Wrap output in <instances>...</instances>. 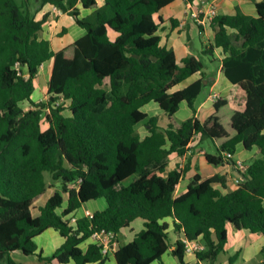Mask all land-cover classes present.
Masks as SVG:
<instances>
[{"label": "trees", "instance_id": "obj_1", "mask_svg": "<svg viewBox=\"0 0 264 264\" xmlns=\"http://www.w3.org/2000/svg\"><path fill=\"white\" fill-rule=\"evenodd\" d=\"M173 1L104 0L99 6L98 0H0V264H20L11 256L17 251L51 264H108L102 245L83 251L81 244L103 230L117 240L137 219L144 228L119 245L117 264H166L168 252L179 264H190L188 242L203 246L195 264H218L229 225L264 236V0L256 5L257 17L238 10L212 20L209 50L226 54L223 71L244 92L245 106L234 111L219 98L204 123L195 116L174 119L184 101L196 114L195 101L209 84L202 59L187 57L180 65L175 52L161 45L155 15ZM46 5L72 17L86 34L55 52L40 38L48 15L36 20ZM82 9L91 14L83 17ZM48 61V98L32 102L35 79ZM198 72L202 79L172 92ZM25 102L32 108L25 110ZM152 102L168 116L166 129L142 110ZM140 124L149 130L145 138ZM195 136L215 147L216 154H206L214 166H236L240 147L257 149L235 190L222 191L226 176L196 175L187 192L175 195L189 166L167 172L169 157L184 156ZM48 174L61 188L36 208L51 188ZM99 199L106 200L105 210L75 224L67 218ZM171 227L181 236L175 242ZM50 229L65 242L44 257L35 240Z\"/></svg>", "mask_w": 264, "mask_h": 264}, {"label": "crops", "instance_id": "obj_2", "mask_svg": "<svg viewBox=\"0 0 264 264\" xmlns=\"http://www.w3.org/2000/svg\"><path fill=\"white\" fill-rule=\"evenodd\" d=\"M260 1L261 0H195L194 3H190L187 0H174L171 4L162 8L155 15V20L159 24L158 35L161 37V45L168 49H172L175 52L178 64L182 65V61L185 58L191 56L202 60L205 56H207L208 59V62H206L205 59L203 61L206 64L204 72L206 81L209 84V92H207L205 88L195 101V108L197 110L196 114L193 113L186 101L182 102L180 104L179 111L174 116L175 120L176 118L180 120V122L177 121L178 123L188 120L193 116H195L201 123L206 122L214 114V95H218L219 98H226L228 100L229 107L234 111L239 110H236L231 106V98L239 99V104L243 107V109L245 106L244 92L238 85L230 82L223 71L222 61L226 57V54L221 48H214L213 51L209 50L211 48V45L214 44L215 38V30L212 27V21H209L206 25H200L193 19V13L199 9H207L211 6H214L217 11V16L234 15L239 10L245 15L257 17L258 13L256 5ZM98 4L99 6H102L104 4V0H98ZM89 14H91V11L82 9L83 17H86ZM45 15H48V22L40 32V38L48 40L55 52L72 46L77 40H79L86 34L85 30L80 28L72 17L62 13L54 6H44L42 10L36 14V20H41ZM69 35H71V44L65 46L62 40ZM111 36L112 38L116 37L114 33H111ZM52 68V61H48L42 65L39 74L42 70L45 72L46 79L44 80V83L47 84V87L44 86L43 90H40V96L37 100L33 99L32 95V102L38 103L40 101H45L48 98V83L52 74ZM200 79H202V73L198 72L176 86L172 90V92L183 90ZM35 89L37 90L36 79ZM23 104H26L28 106L27 108H25V110H29L30 108H32V104L30 102H25ZM142 110L150 117H157L159 127L163 129H166L168 127L169 118L158 104L152 102L143 107ZM66 114L69 115V111H66ZM137 130L142 138H145L149 135V130L144 124H140L137 127ZM204 142L205 140H202L201 136H195L190 143L188 152L184 156H178L174 153L169 157L167 172L172 171L176 168L185 169L187 166H189V171L182 179V181L186 179L188 180L187 187L184 190H181V181L177 187L175 194L176 196H180L187 192L191 180L196 175H200L202 177V180H206L217 174L226 176L227 189L222 190L224 193L235 190L237 188V185L239 184L238 181L242 179L241 176L237 173V169L235 168V166L231 164L214 166L208 163L206 154L212 153H210L205 148ZM256 154V148L251 151H246L240 147L237 155L235 156V160H242L247 164L256 156ZM52 188L53 187H51L50 189L53 190ZM57 190L58 189L52 191V195ZM52 195L48 196L46 200H43V196L38 202H36L34 206L36 208L44 206ZM66 206L67 205L65 204L63 209H65ZM107 206L108 204L105 199L94 201L92 200L84 203L79 210L70 214L69 216H67V218L69 219L75 217L77 219H81L86 217L87 211L93 214L95 212L105 210ZM63 209H61L60 212H62ZM34 215H39L37 209L34 210ZM144 222L145 221L143 219H137L128 228H125L120 232V234L123 232L124 238L126 239L127 243L133 241L136 235L144 228ZM169 222L171 223V220H169ZM137 228L141 230L137 232ZM172 229L173 228L171 227V238L173 242H175L176 240L181 238V236L173 234ZM232 230L233 232H235L234 234L237 235L236 241H240V239L244 236L248 238L247 244L250 247L248 250L249 254H252V251L255 252L259 249L262 252L264 248L263 235L253 234L247 230L239 231L235 229L233 225H229V242ZM245 232H247L249 235H244ZM119 236L115 244L110 245V251L107 254L108 264H117L115 260V252L118 250L119 245H123L120 242ZM35 241L38 246V253L42 252L44 257H50L63 245L65 239L60 235L58 231L50 229L37 237ZM229 242L227 244V247L229 245ZM198 243L201 245L200 242ZM91 244H96V241L93 237L83 242L80 247L83 251H87L88 247ZM241 251L242 249L237 251V253H241ZM165 255L170 256L169 252ZM11 256L17 263L20 264H51L46 261L40 260L37 256H27L20 251L12 253ZM186 259L190 264H195L197 261L195 253H186ZM68 264L75 263L71 261Z\"/></svg>", "mask_w": 264, "mask_h": 264}, {"label": "rangeland", "instance_id": "obj_3", "mask_svg": "<svg viewBox=\"0 0 264 264\" xmlns=\"http://www.w3.org/2000/svg\"><path fill=\"white\" fill-rule=\"evenodd\" d=\"M17 1L21 2V0H17ZM62 42L65 44V46L70 45L71 44L70 43L71 42V35L65 37L62 40ZM204 59L206 62H208L207 56H205ZM214 67H215V65H214ZM45 79H46V74L42 70L41 73L36 78L37 90L35 89V91H34L33 99L37 100L40 96V90H43L44 86L47 87V84L44 83ZM206 91L209 92V87L206 88ZM239 102H240L239 99L231 98L230 103L234 109L242 111L243 107L240 106ZM22 107L25 109L28 106L26 104H22ZM176 121L180 122V120L178 118H176ZM46 127L47 126L44 123L43 128L45 129ZM204 146L210 153L216 154V149L209 140H205ZM245 165H246V163H245ZM47 179H48V182L50 183V186L53 187L52 188L53 190H51L49 188L47 190V193L44 195L43 200H46L48 196L52 195V191H54L55 189L61 188L60 184L59 185L54 184V182L52 181L51 176L49 174L47 175ZM131 181H132V179L127 180L126 184H129ZM181 183H182L181 184V190L182 189L184 190L187 187L188 180L187 179L183 180ZM57 186H58V188H57ZM139 228H142V227H139ZM139 228H137V230H136L137 232L141 230ZM234 233L235 232H233V230H232V232L230 234V242H229V245L227 247L226 253L220 255L218 262L228 264V260H229L230 256L235 255L237 253V251L242 249L241 253L239 254V258H238V261L236 262V264H261L264 261V256L262 255V252L260 251V249L255 251V252L252 251V254H249L248 250L250 247L247 244L248 238L246 236H244L240 239V241H236L237 235H235ZM244 235H249V234L247 232H245ZM119 237H120L121 244H127V241L124 238L123 232L120 234ZM163 261L166 262V264H179V261L176 258L169 256V255H165L163 258Z\"/></svg>", "mask_w": 264, "mask_h": 264}, {"label": "built area", "instance_id": "obj_4", "mask_svg": "<svg viewBox=\"0 0 264 264\" xmlns=\"http://www.w3.org/2000/svg\"><path fill=\"white\" fill-rule=\"evenodd\" d=\"M217 16V11L214 6H211L207 9L202 8L197 10L193 13V19L200 25H206L209 21H212ZM219 99L218 95L213 96V100L216 102ZM230 157V155L228 154ZM236 169L237 173L241 176V173H245L247 170V165L242 160L236 161ZM242 178V176H241ZM239 182V181H238ZM93 214L89 211L86 212V217L90 218ZM70 222L72 224H75L77 222V218L72 217L69 218ZM94 240L98 245H102L104 247L103 252L105 254H108L110 251V245L115 244L116 242V236L112 232H106V231H100L96 232L93 236ZM203 249V246L196 242H188L187 243V251L186 253H196L197 251Z\"/></svg>", "mask_w": 264, "mask_h": 264}]
</instances>
